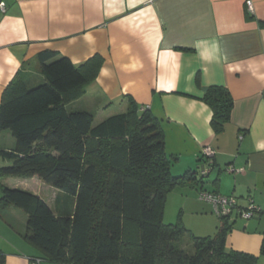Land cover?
Here are the masks:
<instances>
[{
	"label": "crops",
	"instance_id": "0c3cea01",
	"mask_svg": "<svg viewBox=\"0 0 264 264\" xmlns=\"http://www.w3.org/2000/svg\"><path fill=\"white\" fill-rule=\"evenodd\" d=\"M247 1L0 0L6 6L0 10V104L15 77L29 89L44 82L41 53H58L75 65L100 55L104 63L96 82L69 111L90 112L98 125L126 113L133 98L159 120L175 176L209 171L202 187L182 195L206 191L235 198L227 247L262 258L264 0H250L252 13ZM211 86L226 88L234 102L221 133L202 100ZM206 147L212 156H203ZM0 184L41 197L58 215L68 212L60 194L53 206L48 203L39 178L5 177ZM192 201L199 211L214 210L210 202ZM250 205L254 216L238 221V210ZM19 211H0L6 264H62L25 241L27 219Z\"/></svg>",
	"mask_w": 264,
	"mask_h": 264
},
{
	"label": "trees",
	"instance_id": "16d2710c",
	"mask_svg": "<svg viewBox=\"0 0 264 264\" xmlns=\"http://www.w3.org/2000/svg\"><path fill=\"white\" fill-rule=\"evenodd\" d=\"M44 82L27 88L15 77L0 104V137L9 131L13 150L0 149L8 164L0 179L39 178L73 197L74 208L58 215L39 196L0 184V211L14 207L27 216L25 241L49 261L62 264H256L254 255L230 250L231 216L221 217L214 237H197L181 224L162 223L168 193L202 187L197 172L172 173L159 120L128 97V110L98 125L87 111L68 106L96 82L104 59L75 65L54 52L38 56ZM221 133L234 102L221 86L202 99ZM188 236L192 253L183 247ZM264 256V240L261 248ZM0 264H6L0 253Z\"/></svg>",
	"mask_w": 264,
	"mask_h": 264
},
{
	"label": "rangeland",
	"instance_id": "374dc122",
	"mask_svg": "<svg viewBox=\"0 0 264 264\" xmlns=\"http://www.w3.org/2000/svg\"><path fill=\"white\" fill-rule=\"evenodd\" d=\"M15 147H16V142L12 137L11 133L9 131L4 132V134L0 139V149L13 150ZM7 164L8 163L6 162V165ZM3 165H5V161L0 158V166ZM203 171H208V170H203ZM202 172L197 174V177L202 180L207 179L208 175L203 176ZM21 180H27V179H21ZM44 185H45V189L43 195L45 199L48 200V203L50 205L53 206L55 204V201L58 195L60 194V199H61L60 202L62 201L63 203L64 202L67 203L65 209L69 210L70 208L72 209L75 207V203L73 207L71 202V200L74 199L73 197L55 189L54 187L48 184H44ZM186 188L192 189V187H188V186L187 187L178 186L168 193L167 200L165 202L162 223L165 225L181 224L192 235L197 237H214L217 234L219 227H221L222 224L221 218H219V216L214 212V210H211V208L207 209V211H204L205 209L204 210L200 209L202 211H199L198 208H196L197 204L192 201V200H197L199 203H204V202L208 203L202 200L200 196V194L206 191H201V192L199 191L194 194L191 193V195H186V194L182 195L183 193L182 191L185 190ZM1 194H2V190L0 188V196ZM19 213L21 217L27 219V216L22 211H19ZM240 219L237 220L238 221H243L244 219L250 220L244 217H240ZM183 247L186 249V251L189 254L193 252L192 244L190 243L188 236H186L185 239L183 240ZM257 258L258 261L256 264H264V257L260 258L259 256Z\"/></svg>",
	"mask_w": 264,
	"mask_h": 264
},
{
	"label": "built area",
	"instance_id": "2783aa9c",
	"mask_svg": "<svg viewBox=\"0 0 264 264\" xmlns=\"http://www.w3.org/2000/svg\"><path fill=\"white\" fill-rule=\"evenodd\" d=\"M248 10L250 13L253 12V4L252 1H247ZM6 6L5 3L0 2V10L5 12ZM214 154V151L210 147H206L203 150V156H212ZM209 174V171H203L202 175L206 176ZM201 199L207 202H210L213 205L214 212L219 217L224 216H231L237 209L238 204L237 200L233 197H225L219 194L215 193H209V192H203L200 194ZM256 211V208L253 205H250L248 209L239 211L241 217H244L246 219H250L254 216V213Z\"/></svg>",
	"mask_w": 264,
	"mask_h": 264
}]
</instances>
